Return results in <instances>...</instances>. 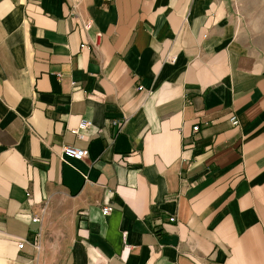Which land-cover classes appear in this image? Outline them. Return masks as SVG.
Listing matches in <instances>:
<instances>
[{
	"label": "crops",
	"instance_id": "crops-1",
	"mask_svg": "<svg viewBox=\"0 0 264 264\" xmlns=\"http://www.w3.org/2000/svg\"><path fill=\"white\" fill-rule=\"evenodd\" d=\"M236 13L0 0V264H264V53Z\"/></svg>",
	"mask_w": 264,
	"mask_h": 264
},
{
	"label": "rangeland",
	"instance_id": "rangeland-1",
	"mask_svg": "<svg viewBox=\"0 0 264 264\" xmlns=\"http://www.w3.org/2000/svg\"><path fill=\"white\" fill-rule=\"evenodd\" d=\"M238 39L253 51L264 53V0H233ZM57 248V249H56ZM63 249L54 248L52 264H62Z\"/></svg>",
	"mask_w": 264,
	"mask_h": 264
},
{
	"label": "built area",
	"instance_id": "built-area-1",
	"mask_svg": "<svg viewBox=\"0 0 264 264\" xmlns=\"http://www.w3.org/2000/svg\"><path fill=\"white\" fill-rule=\"evenodd\" d=\"M88 26H89V25L86 24V25H85V28H88ZM84 48H85V47H83V49H84ZM173 60H174V57H171V56H168V57L166 58V62H169V63L173 62ZM230 123H231L233 126L238 125L237 117H235V116L232 117V119L230 120ZM91 126H92L91 123L86 122V121H82V122L80 123V125H79V128H78L77 130L73 131V133H74L77 137L82 138V136H80V134H79V131H81V130H85V129H88V128L91 127ZM194 131H195V132H198V131H199V127H194ZM87 156H88L87 151L74 149V148H72V147H65V148H63V150H62L61 160L65 163L68 159H73V160H83V159L87 158ZM110 212H111V209L108 208V207L103 209V214H104V215H109ZM34 221H35V222H40V221H41V218L37 216V217L34 218ZM175 221H176V219H175L174 217L170 218V222H175ZM24 246H25V242H21V243L19 244V249L22 250V249L24 248Z\"/></svg>",
	"mask_w": 264,
	"mask_h": 264
}]
</instances>
